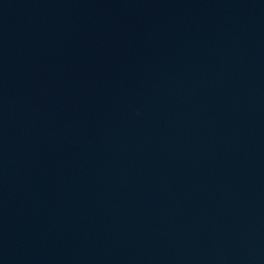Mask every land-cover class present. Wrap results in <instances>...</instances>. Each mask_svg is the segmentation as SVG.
<instances>
[{
    "label": "water",
    "instance_id": "95a60500",
    "mask_svg": "<svg viewBox=\"0 0 264 264\" xmlns=\"http://www.w3.org/2000/svg\"><path fill=\"white\" fill-rule=\"evenodd\" d=\"M0 264H264V0H0Z\"/></svg>",
    "mask_w": 264,
    "mask_h": 264
}]
</instances>
